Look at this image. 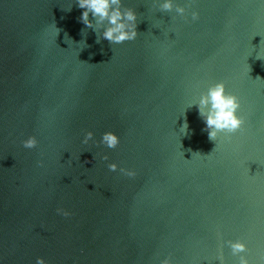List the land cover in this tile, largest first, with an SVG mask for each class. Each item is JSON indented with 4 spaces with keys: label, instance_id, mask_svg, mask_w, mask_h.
<instances>
[{
    "label": "water",
    "instance_id": "obj_1",
    "mask_svg": "<svg viewBox=\"0 0 264 264\" xmlns=\"http://www.w3.org/2000/svg\"><path fill=\"white\" fill-rule=\"evenodd\" d=\"M178 2L124 0L137 37L111 44L75 0H0V264H237L229 239L264 264V0ZM220 80L244 123L210 140L192 103Z\"/></svg>",
    "mask_w": 264,
    "mask_h": 264
},
{
    "label": "clouds",
    "instance_id": "obj_2",
    "mask_svg": "<svg viewBox=\"0 0 264 264\" xmlns=\"http://www.w3.org/2000/svg\"><path fill=\"white\" fill-rule=\"evenodd\" d=\"M75 2L77 7L83 9L79 17L80 21L86 28H92L97 32V42L106 39L111 44H119L134 40L137 37V12L131 6H124V0H75ZM154 4L160 11L169 12L174 10L177 15L187 18L188 6L178 2V0H154ZM89 14H91L92 19H89ZM190 15L192 20H196L199 17V12L192 10ZM65 39L69 44L72 43L67 34H65ZM79 43L84 46L83 40ZM257 58L259 57L257 56ZM192 104L196 105L198 115L204 121L210 140H216L221 132H236L244 123L243 116L238 112L240 99L234 93L227 91L222 80L212 83ZM187 129L188 125L185 121L181 125L180 131L185 133ZM93 135L94 133L91 130L87 131L82 143L87 144ZM99 143L107 148H115L120 143V136L115 131L106 130L101 134ZM37 144L38 139L34 134L28 135L22 140V145L26 149L34 148ZM101 159L107 160V154L101 156ZM37 163L42 164L43 161H37ZM107 167L109 170L115 171L120 166L116 161H112L108 163ZM120 172L127 177L136 175V169L130 167H120ZM56 212L64 217L72 214L69 209L63 207L56 208ZM224 244L228 246L234 255L239 254L237 264H252L249 258L242 254L247 249L244 240L229 239L225 240ZM216 259L220 261V264H224L222 252ZM35 264H49V261L44 256H37ZM160 264H175V262L170 257H165L160 261Z\"/></svg>",
    "mask_w": 264,
    "mask_h": 264
}]
</instances>
